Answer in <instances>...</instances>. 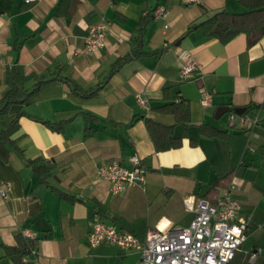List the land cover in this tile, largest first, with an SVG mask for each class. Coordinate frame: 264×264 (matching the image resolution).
Segmentation results:
<instances>
[{"label": "crops", "instance_id": "obj_1", "mask_svg": "<svg viewBox=\"0 0 264 264\" xmlns=\"http://www.w3.org/2000/svg\"><path fill=\"white\" fill-rule=\"evenodd\" d=\"M158 7L166 10L168 26L162 19L147 23L148 55L124 64L95 95L75 94L67 81L83 90L102 83L114 62L130 53L140 18ZM222 10L245 8L239 0H0V100L13 65L28 91L46 81L23 105L9 108L0 131L19 111L65 123L56 132L22 116L14 145L0 141V191L6 192L0 196V264H12L3 246L26 231L39 239V249L24 264H140L137 251L89 248L91 222L99 219L142 240L152 231L186 228L194 216L186 200L213 203L230 185L237 216L247 220L238 253L248 257L244 264L264 263V37L250 47L242 34L227 44L206 38L196 25ZM98 23L105 25V46L85 55L88 31ZM184 64L195 70L182 79ZM205 94L209 106L200 103ZM137 96L148 106H138ZM179 100L190 107L187 125L155 110ZM220 107L230 108L225 120L214 116ZM238 108L257 124L244 127L237 114L230 124ZM145 118L172 127L181 147L156 151ZM203 127L225 135L208 136ZM133 155L146 169L144 182L113 195L98 180V169L112 162L129 167ZM30 160L52 165L46 184ZM244 244L250 253L242 251Z\"/></svg>", "mask_w": 264, "mask_h": 264}, {"label": "built area", "instance_id": "obj_2", "mask_svg": "<svg viewBox=\"0 0 264 264\" xmlns=\"http://www.w3.org/2000/svg\"><path fill=\"white\" fill-rule=\"evenodd\" d=\"M36 1L38 0H24V3ZM152 14L154 19L164 21L163 28L166 29V10L158 7ZM104 46L105 25L98 23L90 27L82 53L90 55ZM179 58L185 61L187 53L181 52ZM194 70L192 65L184 64L180 70L182 79L191 75ZM136 102L140 107L148 106V101L142 96H137ZM200 103L209 106L210 95H203ZM237 118L236 114L231 113L230 124H234ZM239 119L247 128L254 127L258 120L244 115ZM128 162L129 167L112 162L98 169V180L107 182L113 195H119L144 182L146 169L141 159L133 155ZM235 189L230 185L213 203L199 200L194 206L192 201L186 200L185 207L194 212L193 219L186 228L152 231L142 240L131 231L120 230L113 224L94 219L88 234V246L94 249L101 244H111L122 250L137 251L140 264H229L240 251L247 231V220L237 216L240 205L233 196ZM0 196L6 198V192L0 191ZM23 235L33 238L28 231Z\"/></svg>", "mask_w": 264, "mask_h": 264}, {"label": "trees", "instance_id": "obj_3", "mask_svg": "<svg viewBox=\"0 0 264 264\" xmlns=\"http://www.w3.org/2000/svg\"><path fill=\"white\" fill-rule=\"evenodd\" d=\"M245 10L241 13H232L226 10L215 12L209 18L196 25L206 38L217 39L222 44H227L238 35H245L247 46H252L264 37V0H239ZM153 12L140 18L135 29V35L132 40V49L127 55L118 58L112 65L111 70L105 77V80L95 88L88 90L81 89L73 81H67L71 90L84 98L91 97L101 88V86L124 64L134 58L148 55L143 51V32L147 23L153 19ZM190 30V29H188ZM154 55L159 52L152 53ZM4 81L7 90L0 100V120L3 119L13 105H23L29 97L46 81L39 80L33 88L28 91L24 89V80L17 65L6 69ZM166 90V89H165ZM160 113L170 114L174 117L176 124L187 125L190 122V107L185 101L179 100L177 103H167L155 109ZM25 116L33 121L43 124L52 131L62 132L65 126L64 122L50 123L39 118L32 117L25 112L19 111L9 126L0 131V141L14 145L11 139L12 135L18 129V120ZM145 125L148 134L153 142L156 151H167L181 147V139L175 137L172 127L164 126L145 118ZM201 131L208 136L222 137L225 132H220L208 127H203ZM27 165L38 176L43 183H47V178L51 173L52 165L41 162V160L27 161ZM64 195H61V197ZM5 256L12 264H24L26 258L36 255L39 249V239L28 238L20 233L15 236V244L12 246H3ZM248 257L237 253L229 264H244ZM264 264V263H262Z\"/></svg>", "mask_w": 264, "mask_h": 264}, {"label": "water", "instance_id": "obj_4", "mask_svg": "<svg viewBox=\"0 0 264 264\" xmlns=\"http://www.w3.org/2000/svg\"><path fill=\"white\" fill-rule=\"evenodd\" d=\"M230 111V108L228 107H220L216 110L215 112V118L216 119H219L222 115H224L225 113H228ZM246 111V109H241V108H238V109H234L233 112L237 115H241L243 114L244 112Z\"/></svg>", "mask_w": 264, "mask_h": 264}, {"label": "rangeland", "instance_id": "obj_5", "mask_svg": "<svg viewBox=\"0 0 264 264\" xmlns=\"http://www.w3.org/2000/svg\"><path fill=\"white\" fill-rule=\"evenodd\" d=\"M227 114L223 115L222 119L225 120L227 118ZM242 251L244 253H250L252 251V249L249 248V246L247 244H244V246L242 247Z\"/></svg>", "mask_w": 264, "mask_h": 264}]
</instances>
